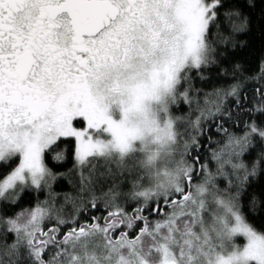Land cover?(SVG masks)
I'll list each match as a JSON object with an SVG mask.
<instances>
[{"label":"snow or ice","instance_id":"6c2138e0","mask_svg":"<svg viewBox=\"0 0 264 264\" xmlns=\"http://www.w3.org/2000/svg\"><path fill=\"white\" fill-rule=\"evenodd\" d=\"M0 264H264V0H0Z\"/></svg>","mask_w":264,"mask_h":264},{"label":"trees","instance_id":"16d2710c","mask_svg":"<svg viewBox=\"0 0 264 264\" xmlns=\"http://www.w3.org/2000/svg\"><path fill=\"white\" fill-rule=\"evenodd\" d=\"M243 38V37H242ZM257 43H258V41H257Z\"/></svg>","mask_w":264,"mask_h":264}]
</instances>
